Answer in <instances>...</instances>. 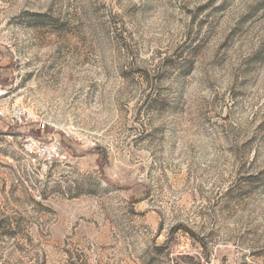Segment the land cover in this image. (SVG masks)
<instances>
[{"label":"rangeland","instance_id":"rangeland-1","mask_svg":"<svg viewBox=\"0 0 264 264\" xmlns=\"http://www.w3.org/2000/svg\"><path fill=\"white\" fill-rule=\"evenodd\" d=\"M0 264H264V0H0Z\"/></svg>","mask_w":264,"mask_h":264},{"label":"built area","instance_id":"built-area-1","mask_svg":"<svg viewBox=\"0 0 264 264\" xmlns=\"http://www.w3.org/2000/svg\"><path fill=\"white\" fill-rule=\"evenodd\" d=\"M43 126L44 125L42 124V127ZM53 140L54 141L52 143H42V147L44 150H46L49 153L50 159H58V160L67 159L66 151L62 150L59 144L58 145L54 144V142L57 141V138L53 137Z\"/></svg>","mask_w":264,"mask_h":264},{"label":"trees","instance_id":"trees-1","mask_svg":"<svg viewBox=\"0 0 264 264\" xmlns=\"http://www.w3.org/2000/svg\"><path fill=\"white\" fill-rule=\"evenodd\" d=\"M45 126V125H44ZM47 128V127H46ZM40 132V131H42V132H44L45 131V127H42V128H40V127H37L36 128V131L35 132H32L31 134L33 135V136H37V135H39V134H37V132Z\"/></svg>","mask_w":264,"mask_h":264}]
</instances>
